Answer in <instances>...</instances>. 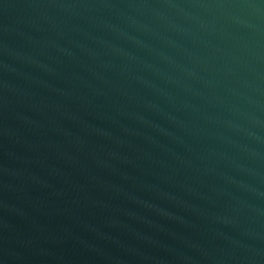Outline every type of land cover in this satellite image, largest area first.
Masks as SVG:
<instances>
[{
	"label": "water",
	"instance_id": "95a60500",
	"mask_svg": "<svg viewBox=\"0 0 264 264\" xmlns=\"http://www.w3.org/2000/svg\"><path fill=\"white\" fill-rule=\"evenodd\" d=\"M0 264H264V0H0Z\"/></svg>",
	"mask_w": 264,
	"mask_h": 264
}]
</instances>
